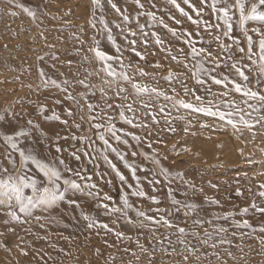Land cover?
Listing matches in <instances>:
<instances>
[{
	"label": "rangeland",
	"instance_id": "1",
	"mask_svg": "<svg viewBox=\"0 0 264 264\" xmlns=\"http://www.w3.org/2000/svg\"><path fill=\"white\" fill-rule=\"evenodd\" d=\"M263 148L264 0H0V264H264Z\"/></svg>",
	"mask_w": 264,
	"mask_h": 264
},
{
	"label": "bare ground",
	"instance_id": "2",
	"mask_svg": "<svg viewBox=\"0 0 264 264\" xmlns=\"http://www.w3.org/2000/svg\"><path fill=\"white\" fill-rule=\"evenodd\" d=\"M220 143H218V145H220V146L224 145L223 142L221 144ZM225 145H226V143H225ZM215 146H217V145H215ZM195 149H196V151H202V153L205 154V155H209L210 154V149H208V148L207 149H201V147H197ZM227 149H228V147H227ZM262 152L264 153V148L262 149Z\"/></svg>",
	"mask_w": 264,
	"mask_h": 264
}]
</instances>
